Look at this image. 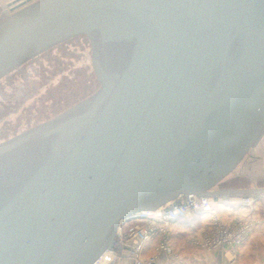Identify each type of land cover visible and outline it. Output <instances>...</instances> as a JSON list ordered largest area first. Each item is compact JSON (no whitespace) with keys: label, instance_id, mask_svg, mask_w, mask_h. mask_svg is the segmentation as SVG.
Here are the masks:
<instances>
[{"label":"water","instance_id":"water-1","mask_svg":"<svg viewBox=\"0 0 264 264\" xmlns=\"http://www.w3.org/2000/svg\"><path fill=\"white\" fill-rule=\"evenodd\" d=\"M80 35L99 88L0 141V264H94L142 210L264 192L217 187L264 133V0H14L0 96Z\"/></svg>","mask_w":264,"mask_h":264},{"label":"rangeland","instance_id":"rangeland-1","mask_svg":"<svg viewBox=\"0 0 264 264\" xmlns=\"http://www.w3.org/2000/svg\"><path fill=\"white\" fill-rule=\"evenodd\" d=\"M1 1L0 15L7 7ZM99 86L87 36H76L55 46L12 74L0 96V141L52 118L93 94ZM233 182L225 180L217 187Z\"/></svg>","mask_w":264,"mask_h":264},{"label":"built area","instance_id":"built-area-1","mask_svg":"<svg viewBox=\"0 0 264 264\" xmlns=\"http://www.w3.org/2000/svg\"><path fill=\"white\" fill-rule=\"evenodd\" d=\"M216 199L182 195L158 209L138 212L131 220L120 224L114 248L104 252L94 264H106L122 257L131 259L134 264H154L157 253L173 251L170 224L196 214L207 215L209 219L207 230L197 244L207 250L229 247L236 252L249 239L252 225L241 221L228 223L217 211V205L232 203L251 208L260 202L264 204V192ZM150 241H156L155 253L145 255V247Z\"/></svg>","mask_w":264,"mask_h":264},{"label":"crops","instance_id":"crops-1","mask_svg":"<svg viewBox=\"0 0 264 264\" xmlns=\"http://www.w3.org/2000/svg\"><path fill=\"white\" fill-rule=\"evenodd\" d=\"M12 1L14 0L1 2L8 5ZM226 180L234 181L227 188L264 186V133L238 171ZM217 211L229 223L241 221L252 225L249 239L236 252L229 247L207 250L197 244L196 241H201L207 230L209 219L207 215L196 214L191 218H183L170 224L173 251L157 253L158 257L154 264H264V204L260 202L251 208L232 203L218 204ZM155 246L156 241H150L145 247L144 254L155 253ZM106 264H134V262L122 257Z\"/></svg>","mask_w":264,"mask_h":264},{"label":"flooded vegetation","instance_id":"flooded-vegetation-1","mask_svg":"<svg viewBox=\"0 0 264 264\" xmlns=\"http://www.w3.org/2000/svg\"><path fill=\"white\" fill-rule=\"evenodd\" d=\"M53 48H54V47H53ZM51 49H52V48H51ZM47 52H48V51H47ZM42 54H43V53H42ZM42 54H40V55L37 56V57H40ZM37 57H35V58H37ZM35 58L32 59L31 61L35 60ZM28 62H29V61H28ZM25 64H26V63H25ZM25 64H24V65H25ZM24 65H22L19 69L15 70V71H13V72H11V73H14V72H16V71H21ZM11 73H10L9 75H7V76L4 77V79H6V81H9V76L11 75ZM2 79H3V78H2Z\"/></svg>","mask_w":264,"mask_h":264}]
</instances>
